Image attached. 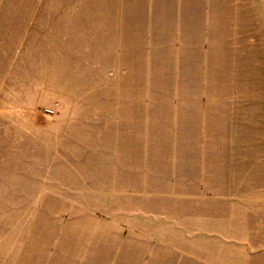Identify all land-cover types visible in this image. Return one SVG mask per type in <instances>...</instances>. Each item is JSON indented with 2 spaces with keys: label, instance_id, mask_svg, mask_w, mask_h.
Listing matches in <instances>:
<instances>
[{
  "label": "rangeland",
  "instance_id": "374dc122",
  "mask_svg": "<svg viewBox=\"0 0 264 264\" xmlns=\"http://www.w3.org/2000/svg\"><path fill=\"white\" fill-rule=\"evenodd\" d=\"M0 264H264V0H0Z\"/></svg>",
  "mask_w": 264,
  "mask_h": 264
}]
</instances>
